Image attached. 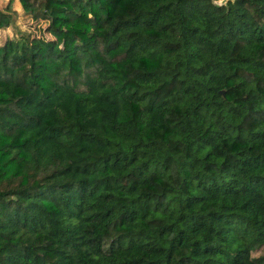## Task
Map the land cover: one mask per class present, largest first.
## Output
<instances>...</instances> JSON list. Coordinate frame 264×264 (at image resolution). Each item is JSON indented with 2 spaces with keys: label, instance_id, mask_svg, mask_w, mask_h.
Listing matches in <instances>:
<instances>
[{
  "label": "trees",
  "instance_id": "obj_1",
  "mask_svg": "<svg viewBox=\"0 0 264 264\" xmlns=\"http://www.w3.org/2000/svg\"><path fill=\"white\" fill-rule=\"evenodd\" d=\"M18 2L0 264H264V0Z\"/></svg>",
  "mask_w": 264,
  "mask_h": 264
},
{
  "label": "rangeland",
  "instance_id": "obj_2",
  "mask_svg": "<svg viewBox=\"0 0 264 264\" xmlns=\"http://www.w3.org/2000/svg\"><path fill=\"white\" fill-rule=\"evenodd\" d=\"M8 0H0V8L7 3ZM12 8L15 9L16 14L13 17L11 25L0 28V44L5 38L13 37L18 42L26 41L25 44H18L25 52V47L29 46L36 52H43L46 48L53 44V37L45 29L46 22L42 19H33L31 16L24 12L18 2V0H12ZM57 47V45H53Z\"/></svg>",
  "mask_w": 264,
  "mask_h": 264
},
{
  "label": "water",
  "instance_id": "obj_3",
  "mask_svg": "<svg viewBox=\"0 0 264 264\" xmlns=\"http://www.w3.org/2000/svg\"><path fill=\"white\" fill-rule=\"evenodd\" d=\"M214 2L217 3V4H221V3L218 2V0H214ZM224 2H225V0H224Z\"/></svg>",
  "mask_w": 264,
  "mask_h": 264
},
{
  "label": "clouds",
  "instance_id": "obj_4",
  "mask_svg": "<svg viewBox=\"0 0 264 264\" xmlns=\"http://www.w3.org/2000/svg\"><path fill=\"white\" fill-rule=\"evenodd\" d=\"M219 3H224V0H218Z\"/></svg>",
  "mask_w": 264,
  "mask_h": 264
}]
</instances>
